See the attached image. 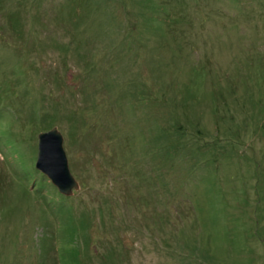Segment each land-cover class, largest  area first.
<instances>
[{
  "label": "rangeland",
  "instance_id": "obj_1",
  "mask_svg": "<svg viewBox=\"0 0 264 264\" xmlns=\"http://www.w3.org/2000/svg\"><path fill=\"white\" fill-rule=\"evenodd\" d=\"M5 118L0 264H264V0H0Z\"/></svg>",
  "mask_w": 264,
  "mask_h": 264
},
{
  "label": "water",
  "instance_id": "obj_2",
  "mask_svg": "<svg viewBox=\"0 0 264 264\" xmlns=\"http://www.w3.org/2000/svg\"><path fill=\"white\" fill-rule=\"evenodd\" d=\"M63 143L64 138L57 128L40 133L36 168L61 195L70 197L79 189V184L70 172Z\"/></svg>",
  "mask_w": 264,
  "mask_h": 264
},
{
  "label": "clouds",
  "instance_id": "obj_3",
  "mask_svg": "<svg viewBox=\"0 0 264 264\" xmlns=\"http://www.w3.org/2000/svg\"><path fill=\"white\" fill-rule=\"evenodd\" d=\"M10 132L27 135L29 132V126H22L18 122L11 119H0V135H6Z\"/></svg>",
  "mask_w": 264,
  "mask_h": 264
}]
</instances>
